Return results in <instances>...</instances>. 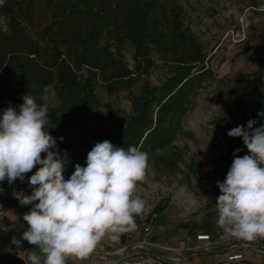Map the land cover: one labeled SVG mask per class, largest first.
<instances>
[{
    "label": "trees",
    "instance_id": "trees-1",
    "mask_svg": "<svg viewBox=\"0 0 264 264\" xmlns=\"http://www.w3.org/2000/svg\"><path fill=\"white\" fill-rule=\"evenodd\" d=\"M131 48L130 66L122 47ZM156 51L167 65L158 84L144 80L132 91L141 75H147ZM213 70L203 44L184 27L179 12L172 15L159 0H2L0 2V114L9 106L19 109L22 97L32 96L48 108L47 131L56 139L62 158L69 154L68 178L75 166H85L88 152L105 140L115 147L136 146L148 160L170 170L186 171L185 180L196 176L197 166L184 159L185 146L175 141L183 133V120L195 98L210 80ZM52 86L56 104L44 98ZM128 94V112L105 103L96 94ZM222 123L231 130L250 119L264 125V76L261 70L234 75L227 97L219 101ZM63 138V139H61ZM228 170L234 150H248L241 137L225 142ZM46 154H42V157ZM39 165L9 185L0 182L1 207L20 208L14 191H30L28 178ZM228 172V171H227ZM226 173H217L223 182ZM162 207L154 211L158 213ZM148 217L142 220L145 221ZM124 240V235H120ZM22 249L43 256L28 242ZM0 264H30L16 251L0 250Z\"/></svg>",
    "mask_w": 264,
    "mask_h": 264
},
{
    "label": "clouds",
    "instance_id": "clouds-1",
    "mask_svg": "<svg viewBox=\"0 0 264 264\" xmlns=\"http://www.w3.org/2000/svg\"><path fill=\"white\" fill-rule=\"evenodd\" d=\"M22 99L18 110L9 106L0 114V182L24 181L39 165L28 178L32 193L13 192L20 205H32L23 215L28 227L21 239L38 248L43 264H66L69 257H87L106 236L117 241L134 231L135 216L145 208L136 192L145 177L147 153L136 146L98 142L85 166L77 164L65 178V160L53 150L57 141L45 131L48 108L30 95ZM256 124L250 119L247 127L227 132L242 138L248 154L241 157V149L234 150L224 181H217L220 195L215 200L217 225L226 235L247 242L264 239V125ZM28 259L41 264L35 253Z\"/></svg>",
    "mask_w": 264,
    "mask_h": 264
},
{
    "label": "rangeland",
    "instance_id": "rangeland-1",
    "mask_svg": "<svg viewBox=\"0 0 264 264\" xmlns=\"http://www.w3.org/2000/svg\"><path fill=\"white\" fill-rule=\"evenodd\" d=\"M159 1L172 15L180 13L184 27L203 44L214 75L199 90L193 107L183 120V133L175 141L179 148L185 146L184 159L196 163V176H190L187 182L186 171H180L185 170L182 164L179 165L180 170H170L163 163L155 164L148 160L145 177L138 182L136 195L144 200V210L150 213L145 224L142 223L147 216L144 211L135 216L134 231L167 248L196 239L197 234L208 233L219 244L236 241L248 244L250 249L262 246L264 250V240L247 242L226 235L216 223L215 201L220 195L217 173L228 171L224 155L229 128L221 121L219 101L221 97H227L236 73L261 70L264 76V0ZM122 54L125 61L133 66L128 44L122 47ZM151 57L153 65L149 73L141 75L133 86L134 93L138 92L142 81L158 84L167 75V65L158 53L154 51ZM96 94L103 111L105 103L124 112L130 109L126 92L107 95L97 86ZM44 98L47 104H56L52 86L45 88ZM47 127L46 124L45 131ZM64 160L63 174L67 172L65 168L69 163L68 157ZM158 206L162 209L156 213L154 210ZM16 231L11 229L12 234L19 236ZM246 250L242 252L244 256L248 254ZM235 264L252 263L244 259Z\"/></svg>",
    "mask_w": 264,
    "mask_h": 264
},
{
    "label": "crops",
    "instance_id": "crops-1",
    "mask_svg": "<svg viewBox=\"0 0 264 264\" xmlns=\"http://www.w3.org/2000/svg\"><path fill=\"white\" fill-rule=\"evenodd\" d=\"M67 157L70 163L68 153L66 155V158ZM65 169L67 171V168ZM32 191L33 190L23 192L25 195H30ZM31 207L32 205L25 206L23 209L10 208L7 206L2 208L0 205L1 251H16L27 260H29V256L33 253L39 256V254L34 251L22 249L21 246H17L15 241H13L15 238L20 241V245L27 242L26 240L21 239L22 233L28 227L27 223L23 220V215L29 212ZM11 229H16V233L19 236L12 234ZM145 229L148 230L147 227H145ZM131 232L132 233L127 232L123 234V241L120 237L117 241H113L106 236L87 257H69L66 264H120L119 257L116 255L104 256V252L114 250L123 245L128 246L129 251L133 252L134 256L149 253L151 255L162 257L165 260V264H219L220 262L226 260L227 256L232 254H241V260L245 259L252 264H264V252L261 250L262 246L257 249H250L249 246H244L243 243L236 241L230 244H228V242L219 244L216 241V245L208 252L194 251L193 248L198 244V241L194 237L193 239H188L185 244H178L177 246L169 247L170 249L168 250H164L141 245L139 242L145 238L139 236V234L135 231ZM244 249H248V251L246 250L248 252L247 256H244L242 253L244 252ZM241 260L233 262L232 264L240 262Z\"/></svg>",
    "mask_w": 264,
    "mask_h": 264
},
{
    "label": "built area",
    "instance_id": "built-area-1",
    "mask_svg": "<svg viewBox=\"0 0 264 264\" xmlns=\"http://www.w3.org/2000/svg\"><path fill=\"white\" fill-rule=\"evenodd\" d=\"M144 213L145 215H147L146 216L147 218L150 212L148 210H144ZM196 240L198 241V244L193 248L194 251L208 252L216 245V241L213 240L208 233L197 234ZM139 243L143 246L157 248V249H164V250L170 249L167 247H162L158 243L152 242L149 239H142ZM243 245L248 246V244H243ZM262 251L264 252V250ZM109 255H116L117 257H119L120 264H165V260L162 257L151 255L149 253H144L141 255L134 256L133 252H130L128 246L126 245L120 246L108 252H104V256H109ZM241 259H242L241 254H232L227 256L226 260L220 262L219 264H232L233 262L239 261Z\"/></svg>",
    "mask_w": 264,
    "mask_h": 264
}]
</instances>
